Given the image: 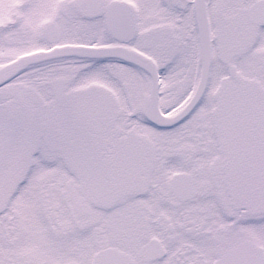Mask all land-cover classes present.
<instances>
[{
    "label": "snow or ice",
    "instance_id": "obj_1",
    "mask_svg": "<svg viewBox=\"0 0 264 264\" xmlns=\"http://www.w3.org/2000/svg\"><path fill=\"white\" fill-rule=\"evenodd\" d=\"M0 264H264V0H0Z\"/></svg>",
    "mask_w": 264,
    "mask_h": 264
}]
</instances>
